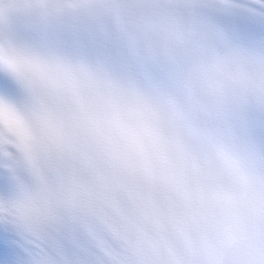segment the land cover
Returning a JSON list of instances; mask_svg holds the SVG:
<instances>
[{"label":"snow or ice","instance_id":"obj_1","mask_svg":"<svg viewBox=\"0 0 264 264\" xmlns=\"http://www.w3.org/2000/svg\"><path fill=\"white\" fill-rule=\"evenodd\" d=\"M228 0H0V264H21V233L87 232L109 264H171L181 224L170 210L213 199L242 238L236 264H264V147L242 133L264 113V58L193 43L192 16ZM264 10V0H258ZM106 17L166 65L141 75L47 45L19 42L10 21ZM45 264H56L49 259Z\"/></svg>","mask_w":264,"mask_h":264},{"label":"clouds","instance_id":"obj_2","mask_svg":"<svg viewBox=\"0 0 264 264\" xmlns=\"http://www.w3.org/2000/svg\"><path fill=\"white\" fill-rule=\"evenodd\" d=\"M193 43H201V37L179 39L174 49L179 51ZM170 215L181 224L177 248L169 256L171 264H236L243 258L239 229L231 212L219 202L194 199L177 205ZM102 249L105 264H109L111 257Z\"/></svg>","mask_w":264,"mask_h":264}]
</instances>
